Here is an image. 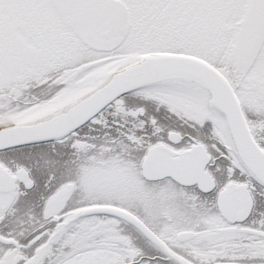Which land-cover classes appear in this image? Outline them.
I'll return each instance as SVG.
<instances>
[{
  "label": "snow or ice",
  "instance_id": "snow-or-ice-1",
  "mask_svg": "<svg viewBox=\"0 0 264 264\" xmlns=\"http://www.w3.org/2000/svg\"><path fill=\"white\" fill-rule=\"evenodd\" d=\"M0 264H264V0H0Z\"/></svg>",
  "mask_w": 264,
  "mask_h": 264
}]
</instances>
